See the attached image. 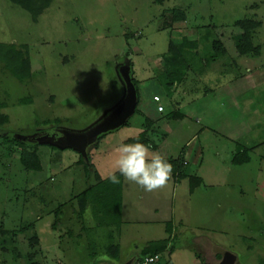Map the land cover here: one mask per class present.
<instances>
[{
	"label": "rangeland",
	"instance_id": "obj_1",
	"mask_svg": "<svg viewBox=\"0 0 264 264\" xmlns=\"http://www.w3.org/2000/svg\"><path fill=\"white\" fill-rule=\"evenodd\" d=\"M172 9L183 19L174 20ZM243 18L259 21L250 31L257 55L234 48V21ZM182 36L197 46L182 50L186 68L168 89L161 56L168 40ZM213 40L222 54L211 56ZM0 44L29 63L20 81L0 60L7 117L0 124V264L94 262L97 244L84 240L92 205L78 214L76 195L95 182L94 171L100 179L115 171L116 146L146 128L147 116L150 151L180 156L183 177L154 192L121 177L116 227L125 257L117 264L129 250L167 237V223L172 235L154 264H219L221 249L234 255L232 264H264V0H51L34 19L0 0ZM121 62L137 90L125 123L99 133L86 158L37 141L59 142L61 128L82 129L114 104ZM5 135L33 148L39 168H24L20 147L3 142ZM237 144L248 149L245 163L231 162ZM189 176L200 178L191 193Z\"/></svg>",
	"mask_w": 264,
	"mask_h": 264
},
{
	"label": "trees",
	"instance_id": "obj_2",
	"mask_svg": "<svg viewBox=\"0 0 264 264\" xmlns=\"http://www.w3.org/2000/svg\"><path fill=\"white\" fill-rule=\"evenodd\" d=\"M12 3L20 6L29 12L32 19L39 14L42 9L47 7L51 0H9ZM174 20L183 19V15L178 11L172 9ZM259 25V21L254 19H237L234 21V26L240 29L239 33L233 35L234 48L238 54H251L257 55L259 53L258 45H254L251 39L250 31ZM197 46L195 39L190 40L182 36L178 41L168 40L166 52L161 56L166 68L164 70L165 85L169 89L173 82H176L182 76V70L186 68L185 59L182 56V50L193 49ZM213 54L219 55L223 53V45L219 40H213L211 43ZM0 60L3 61L4 67L18 80L22 81L29 75L28 58L24 57L22 52L16 50L13 46L5 47L0 44ZM133 84L136 86V80L131 78ZM136 89V88H135ZM137 95V90H136ZM174 115V114H173ZM179 117L178 114L174 115ZM7 117L5 114L0 113V124L5 123ZM152 121L145 117L146 128L140 130L136 135L128 137L123 140V143L141 142L150 147H155L147 139L148 126ZM2 141L20 147L19 161L26 169H38V157L33 150L28 149L26 142L21 140L20 137L3 136ZM248 149L240 144L236 146V152L231 158L233 164H242L248 161ZM173 166L172 176L182 178L181 173L182 163L180 156L176 158H165ZM115 174L119 177L120 183L113 184L107 178L100 179L94 171L95 182L88 186L86 189L76 195L78 204V214L82 213L86 204L89 202L91 206V216L95 220L96 225H118L121 207V177L118 171ZM189 192H191L200 183V178L197 176H189ZM166 233L168 236L163 239L150 240L140 249L135 257L143 255H154L162 252L167 247L168 237L171 233V224H166ZM32 240L36 241V235L32 236ZM106 251L113 257L117 256L118 247L115 244L109 243L106 246ZM92 254V253H91Z\"/></svg>",
	"mask_w": 264,
	"mask_h": 264
},
{
	"label": "water",
	"instance_id": "obj_3",
	"mask_svg": "<svg viewBox=\"0 0 264 264\" xmlns=\"http://www.w3.org/2000/svg\"><path fill=\"white\" fill-rule=\"evenodd\" d=\"M127 62H121L116 66L117 79L122 86V94L119 99L102 111V113L91 123L82 129L61 128L60 141L50 142L49 140L37 139L39 143H52L59 148H71L81 153L86 158V149L96 141L99 133L118 127L126 122L128 117L134 112L137 96L136 89L129 74ZM22 139V138H21ZM220 251L219 264H232L234 255L226 250ZM133 257L128 258L121 264H131ZM94 264H107L97 262Z\"/></svg>",
	"mask_w": 264,
	"mask_h": 264
},
{
	"label": "clouds",
	"instance_id": "obj_4",
	"mask_svg": "<svg viewBox=\"0 0 264 264\" xmlns=\"http://www.w3.org/2000/svg\"><path fill=\"white\" fill-rule=\"evenodd\" d=\"M228 77L222 81L226 84ZM115 171L125 181L133 183L142 188L145 192H154L167 186L172 178L173 166L159 152L150 151V146L141 142L120 143L115 148ZM115 171L107 177L113 183H120ZM91 209L86 210V218L90 215ZM108 257L104 254L97 256V261H106ZM145 264H150L146 260Z\"/></svg>",
	"mask_w": 264,
	"mask_h": 264
},
{
	"label": "crops",
	"instance_id": "obj_5",
	"mask_svg": "<svg viewBox=\"0 0 264 264\" xmlns=\"http://www.w3.org/2000/svg\"><path fill=\"white\" fill-rule=\"evenodd\" d=\"M147 117L149 118V116H147ZM170 181H172L173 185H177L178 184L172 178H171ZM194 189H196V188H194ZM123 190H124V186H123V182H122L121 183V207H120L121 211L123 210V199H124L123 198L124 197ZM83 218L85 220V216H83ZM91 220L94 222L93 225L92 224L84 225V228H86L85 230H87L89 234H87V235L84 234L83 235V237L86 235V237H84V240H85V238L87 239V237H88L93 245L97 244V246L94 245L95 248L97 247L95 249V251L91 252L92 254L94 253V255H96V257L95 256L93 257V261L94 262H92L91 264H94V263H97V262H106L107 263V261H111V262H114V263L117 264V262L119 260L124 259V257H125V255L123 257V254H122L120 237H119L120 235H119V232H118L119 229L116 227L117 225H113V224H110V225H96L95 220L93 219L92 216H91ZM171 227H172V224H171ZM171 231H172V228H171ZM171 235H172V232L169 234V236H171ZM167 236H168V234H167ZM163 238H166V237H162V238H159V239H163ZM155 240H157V239H155ZM146 242H148V241H146ZM109 243L117 245L118 252H117V256L116 257H113V256H111L110 254L107 253L106 246ZM145 243L143 244V246L145 245ZM141 248H136L135 247V248L129 250L126 253V255L128 254V255H130V257L134 258L138 254V252L140 251ZM100 254L106 255L108 257V259L106 261H97V256L100 255ZM124 261L125 260H123L122 262H124Z\"/></svg>",
	"mask_w": 264,
	"mask_h": 264
},
{
	"label": "built area",
	"instance_id": "obj_6",
	"mask_svg": "<svg viewBox=\"0 0 264 264\" xmlns=\"http://www.w3.org/2000/svg\"><path fill=\"white\" fill-rule=\"evenodd\" d=\"M153 101L154 102H158L159 101V97L157 95L153 96ZM156 110L157 111H161L162 110V106L157 104L156 105ZM158 257V254H154V255H143V256H138V257H134L131 261V264H145V261L148 260L150 261V264H154L156 259Z\"/></svg>",
	"mask_w": 264,
	"mask_h": 264
}]
</instances>
